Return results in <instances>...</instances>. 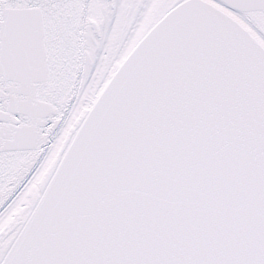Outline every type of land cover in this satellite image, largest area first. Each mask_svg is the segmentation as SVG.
<instances>
[{"label":"snow or ice","instance_id":"obj_1","mask_svg":"<svg viewBox=\"0 0 264 264\" xmlns=\"http://www.w3.org/2000/svg\"><path fill=\"white\" fill-rule=\"evenodd\" d=\"M0 264H264V0H0Z\"/></svg>","mask_w":264,"mask_h":264}]
</instances>
